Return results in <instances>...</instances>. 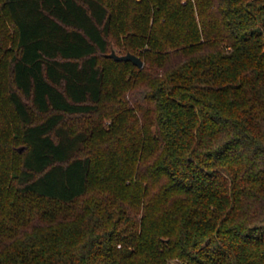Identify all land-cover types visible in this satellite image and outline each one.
<instances>
[{
    "label": "trees",
    "instance_id": "1",
    "mask_svg": "<svg viewBox=\"0 0 264 264\" xmlns=\"http://www.w3.org/2000/svg\"><path fill=\"white\" fill-rule=\"evenodd\" d=\"M0 61V264H264V0H0Z\"/></svg>",
    "mask_w": 264,
    "mask_h": 264
},
{
    "label": "rangeland",
    "instance_id": "2",
    "mask_svg": "<svg viewBox=\"0 0 264 264\" xmlns=\"http://www.w3.org/2000/svg\"><path fill=\"white\" fill-rule=\"evenodd\" d=\"M0 63H1V61H0ZM2 76H4L3 78L5 79V77L7 76V72L5 74H3ZM1 83L2 82H0V84ZM0 111H1L0 112V120H7V113L11 112V105L7 102V99H6V92L4 89V83L2 85H0ZM90 122L93 123L92 120ZM70 124H72L73 126H76V127H80L82 125H86V122L83 119L81 121L77 118H72L70 120ZM1 133H0V136H3V135H5L6 132H4L2 134Z\"/></svg>",
    "mask_w": 264,
    "mask_h": 264
},
{
    "label": "water",
    "instance_id": "3",
    "mask_svg": "<svg viewBox=\"0 0 264 264\" xmlns=\"http://www.w3.org/2000/svg\"><path fill=\"white\" fill-rule=\"evenodd\" d=\"M108 56L113 57L116 60L132 61L134 64H136L139 67L144 66V60L142 59V57L132 52H127L125 54H119L118 52H116V50H113L111 53L108 54ZM169 264H178V263L170 262Z\"/></svg>",
    "mask_w": 264,
    "mask_h": 264
}]
</instances>
